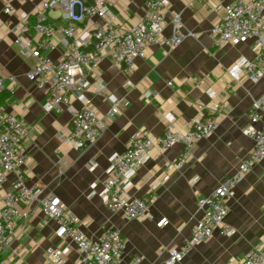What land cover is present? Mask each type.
Returning a JSON list of instances; mask_svg holds the SVG:
<instances>
[{"label": "crops", "instance_id": "crops-1", "mask_svg": "<svg viewBox=\"0 0 264 264\" xmlns=\"http://www.w3.org/2000/svg\"><path fill=\"white\" fill-rule=\"evenodd\" d=\"M107 1L112 22L119 27L135 25L147 11L146 0ZM232 1L169 0L165 35L172 34L173 16L179 14L183 26L195 37L171 51L148 48L130 74L110 59L100 62L95 74L89 71L86 95L99 117L106 115L113 100H121V106L103 136L82 151L59 139L70 131L72 112L81 108L80 101L74 98L59 113L45 112L47 88L40 89L26 78L36 60L24 55L14 43V35L2 26L5 21L16 24L21 14L31 13L34 4L15 5L13 16L4 15L0 4V108L23 120L27 129L23 168L27 184L59 197L90 239H98L105 229L120 232L126 241V262L141 256L142 264H165L167 250L185 244L200 219L198 200L234 175L253 148V141L244 133L249 124L246 114L252 101L264 96V78L253 83L242 77L237 83L229 78L228 70L239 59L255 58V41L217 47L210 37L211 28L223 16L217 8ZM49 15L57 27L65 25L59 10ZM33 21L34 16L30 25ZM92 23L102 26L107 20L94 18ZM85 25L86 21L78 23L80 28ZM61 50L59 46L48 56L56 61ZM99 82L106 85L102 93L96 91ZM200 117L213 118L216 130L194 146L181 171L169 168L182 152V146L176 145L165 152L152 150L150 160L130 180L128 194L148 199L155 221H128L122 213L109 211L101 194L111 159L124 153L138 134L160 137L171 121L184 130L188 122ZM166 175L169 180L163 182ZM227 206L226 223L235 234L230 238L215 235L179 264H243L247 252L264 248V161L236 186ZM30 212L24 234L1 258L7 264H52L48 250L68 248L64 264H80L74 244L56 236V223L35 204ZM162 219L167 222L159 227L157 222Z\"/></svg>", "mask_w": 264, "mask_h": 264}, {"label": "built area", "instance_id": "built-area-1", "mask_svg": "<svg viewBox=\"0 0 264 264\" xmlns=\"http://www.w3.org/2000/svg\"><path fill=\"white\" fill-rule=\"evenodd\" d=\"M25 3L34 4L31 13L21 14L16 24L5 21L2 26L14 35V43L21 52L36 60L26 78L40 89L47 88L45 112L59 113L74 98L80 101L81 108L72 112L70 131L59 135L62 143L76 151L85 150L97 142L111 119L120 114L121 100H113L106 115L99 117L86 95L89 71L95 74L100 62L110 59L115 66L130 74L135 70L136 62L146 57L148 48L160 46L171 51L185 39L195 37L183 26L179 14L173 16L172 34L165 35L169 0H146L145 16L129 28L112 22L114 16L107 0H0L2 13L6 16L15 14V5ZM52 10L61 12L63 27H57L50 17ZM217 10L223 11V16L210 30L215 46H239L255 41V58L251 61L237 60L228 70L229 78L237 83L242 77L253 83L259 82L264 78V0H233ZM32 16L34 21L30 25ZM94 18L107 20V23L102 26L93 24ZM82 21H86V25L80 28L78 23ZM59 46L62 50L54 61L48 54ZM105 88V83L99 82L96 91L102 93ZM149 96L147 94L146 98ZM246 116L249 124L244 133L253 141L252 150L241 160L234 175L221 182L210 195L198 200L200 219L185 244L167 250L165 264L183 262L196 246L210 241L215 235L230 238L235 234V230L226 223L227 204L236 186L256 164L264 161V96L252 101ZM216 127L213 118L200 117L188 122L184 130H178L171 121L160 137L145 133L134 136L125 152L111 159L106 171L101 198L107 209L122 213L128 221H155L150 212V201L128 194L136 169L150 160L152 150L165 152L181 145L182 152L169 166L181 171L188 164L194 146L210 138ZM26 137L23 120L0 108V264H7L1 258L2 254L24 234L33 204L46 218L56 223L58 238L68 239L74 244L80 264H142L141 256L125 261L126 241L120 232L105 229L98 239L92 240L80 228L77 216L65 209L59 197L41 186H28L23 169ZM168 180L169 175H166L162 181ZM166 222L162 219L157 225L162 227ZM68 252V248H63L50 249L47 253L52 264H64ZM243 264H264V248L247 252Z\"/></svg>", "mask_w": 264, "mask_h": 264}]
</instances>
